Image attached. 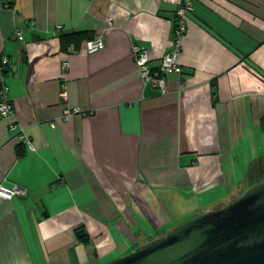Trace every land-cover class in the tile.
Wrapping results in <instances>:
<instances>
[{
  "label": "crops",
  "instance_id": "1",
  "mask_svg": "<svg viewBox=\"0 0 264 264\" xmlns=\"http://www.w3.org/2000/svg\"><path fill=\"white\" fill-rule=\"evenodd\" d=\"M180 1L0 0L15 110L0 117V184L26 190L0 199V264L105 263L219 208L264 167V0H195L163 92L133 46L158 63ZM70 32L105 46L64 50Z\"/></svg>",
  "mask_w": 264,
  "mask_h": 264
},
{
  "label": "water",
  "instance_id": "2",
  "mask_svg": "<svg viewBox=\"0 0 264 264\" xmlns=\"http://www.w3.org/2000/svg\"><path fill=\"white\" fill-rule=\"evenodd\" d=\"M102 264H264V180Z\"/></svg>",
  "mask_w": 264,
  "mask_h": 264
},
{
  "label": "built area",
  "instance_id": "3",
  "mask_svg": "<svg viewBox=\"0 0 264 264\" xmlns=\"http://www.w3.org/2000/svg\"><path fill=\"white\" fill-rule=\"evenodd\" d=\"M195 0H181L175 8V23H174V37L173 46L171 50L164 54L158 61L153 64L152 58L149 56L146 49L139 45L133 46V57L139 68L141 77L145 84H151L155 88L166 91L167 77L166 75L172 71L179 70L178 60L182 54V41L187 30V14L192 11ZM60 29L61 26L59 25ZM14 35L17 40H25V30L23 28H16ZM85 50L88 53L98 51L105 46V39L103 35H98L94 38L85 41ZM10 64L9 57L6 55L0 56V117L14 116L15 110L13 102L8 95V87L4 78V71ZM69 67V62L65 61L62 64L63 70ZM66 97V92L62 93ZM80 112L79 108L67 107L63 113V118H68L71 115ZM11 127H15L14 124ZM21 139L25 145L33 150L34 146L30 136L23 134ZM26 190L19 186H8L0 184V199L11 200L15 196L24 195Z\"/></svg>",
  "mask_w": 264,
  "mask_h": 264
},
{
  "label": "rangeland",
  "instance_id": "4",
  "mask_svg": "<svg viewBox=\"0 0 264 264\" xmlns=\"http://www.w3.org/2000/svg\"><path fill=\"white\" fill-rule=\"evenodd\" d=\"M259 176H260V178H258ZM263 180H264V167L263 166H259L258 163L257 164L255 163V166L252 169L249 170V178L246 179L241 186H239V187L237 186L238 188H233V190L226 195V197H225V199L223 201H219L218 203H220V202L222 203V204H220L219 207H223L226 204L234 201L235 199H237L238 197H240L241 195H243L250 187H252L253 185H255V184H252V183H260ZM167 233L166 232L165 233H161L156 238L161 237V236H164ZM153 239H155V238L145 239L142 242V244H145V243H147V242H149V241H151ZM119 257H121V256H119ZM116 258H118V257H116ZM116 258H114V259H116ZM107 262H109V261H107Z\"/></svg>",
  "mask_w": 264,
  "mask_h": 264
},
{
  "label": "trees",
  "instance_id": "5",
  "mask_svg": "<svg viewBox=\"0 0 264 264\" xmlns=\"http://www.w3.org/2000/svg\"><path fill=\"white\" fill-rule=\"evenodd\" d=\"M60 38L62 49L67 50L71 46L79 47L82 41L91 39L93 36L89 32H70L61 34ZM76 234L81 241L85 243L89 241L88 235L84 230L79 228L76 230Z\"/></svg>",
  "mask_w": 264,
  "mask_h": 264
}]
</instances>
